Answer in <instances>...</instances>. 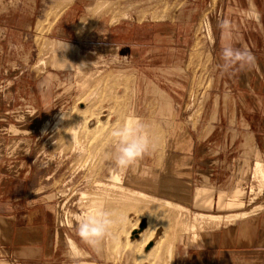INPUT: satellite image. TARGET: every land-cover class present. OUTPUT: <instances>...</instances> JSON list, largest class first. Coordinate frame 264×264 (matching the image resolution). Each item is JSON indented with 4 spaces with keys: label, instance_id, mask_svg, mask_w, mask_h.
Segmentation results:
<instances>
[{
    "label": "rangeland",
    "instance_id": "374dc122",
    "mask_svg": "<svg viewBox=\"0 0 264 264\" xmlns=\"http://www.w3.org/2000/svg\"><path fill=\"white\" fill-rule=\"evenodd\" d=\"M73 2L0 0V216L32 212L38 225L46 217L51 264H236L233 255L217 253L215 233L250 217L205 218L195 228L203 241L190 242L180 224L194 225L197 213L231 212L195 209L189 196L180 212L163 205L161 199L175 200L161 184L176 138L191 136L181 143L185 150L196 146L192 179L184 180L190 196L207 186L215 197L229 198L239 184L246 192L242 211L264 214V186L255 171L256 162L264 165V0ZM59 41L72 43L82 63V56L100 60L79 68L68 58V68L53 67ZM225 44L248 50L252 64L221 71ZM131 118L145 125L156 146L119 168L110 133ZM76 127L74 143L70 132ZM99 198L107 199L100 214L113 223L93 248L78 236L77 225L93 216ZM127 242L128 249L135 246L130 262L124 257ZM206 246L216 247L205 255ZM243 264H264V256H246Z\"/></svg>",
    "mask_w": 264,
    "mask_h": 264
},
{
    "label": "crops",
    "instance_id": "0c3cea01",
    "mask_svg": "<svg viewBox=\"0 0 264 264\" xmlns=\"http://www.w3.org/2000/svg\"><path fill=\"white\" fill-rule=\"evenodd\" d=\"M237 127L240 128L239 121ZM254 133L252 132L253 136H255ZM205 136L206 139L209 137L207 134ZM188 138L191 139V136ZM188 138L184 137L179 140L176 138L175 142H178V144L172 146L168 153L169 162H166L163 166L162 192L166 197H170V199L175 200V202L178 201L180 204H186L182 199L183 197L189 196L192 198L194 196V194L190 196L192 194L190 192L191 188L184 181L185 179H192L188 173L192 171L193 167V150L196 151L194 143H192V148L187 150L183 148L184 144L181 143L187 141ZM209 162L207 161L206 164H209ZM256 164L258 165V162ZM243 171L246 175L248 168L244 167ZM184 176H187V178ZM235 190L245 192L239 184L232 192ZM36 220L37 215L32 212H17L8 217L0 216V258L3 261H14L21 264H51L49 259L52 256V228L47 225L46 217L40 225L37 224ZM6 227L10 228L9 232H6ZM221 230L220 233H215L218 238L217 246L221 247L217 252L218 254L227 252V254L233 255L236 264H243L246 256L250 259L264 256V214L250 217L246 221H240L235 227H223ZM213 247L216 246L210 247V251L208 248L207 251L206 246L205 255L207 252L213 253ZM216 258L212 262L216 261Z\"/></svg>",
    "mask_w": 264,
    "mask_h": 264
},
{
    "label": "bare ground",
    "instance_id": "6f19581e",
    "mask_svg": "<svg viewBox=\"0 0 264 264\" xmlns=\"http://www.w3.org/2000/svg\"><path fill=\"white\" fill-rule=\"evenodd\" d=\"M72 2V1H71ZM125 17V16H124ZM126 18V17H125ZM60 42H62V41H59V45H58V47H59V49H60V51L58 50V54L56 53V55H54V64H55V66L53 65V67H56V66H60V67H62L63 68V66H64V68H68L67 66H66V64H67V59L69 58L72 62H78L77 64H80V66H79V68L80 67H82V65H84V64H86V63H88V64H86L85 66H87V65H90L89 63H91L92 64V62L94 61H92V60H90V59H85V62L86 63H82L81 62V59H80V55L78 54V49H76L75 47H73V45H72V43H67L66 42V44L68 45V47H67V49L66 50H61V45H60ZM107 48V47H106ZM111 49V48H110ZM113 49V48H112ZM112 49H111V52H113L112 51ZM105 50V49H104ZM115 50V49H114ZM99 52V51H98ZM101 53H103L102 51H100ZM115 52V51H114ZM106 53V52H105ZM108 53V52H107ZM110 53V52H109ZM104 54V53H103ZM66 57H65V56ZM103 56V55H102ZM66 59H65V58ZM99 57V56H98ZM102 59V58H101ZM83 60V59H82ZM95 60L97 61V59L95 58ZM98 60H100V59H98ZM105 61V60H104ZM83 62H84V60H83ZM41 63H43V62H41ZM100 63V62H99ZM102 63H103V61H102ZM53 64V63H52ZM63 64V65H62ZM44 65H45V63H44ZM73 66V65H72ZM74 67V66H73ZM78 67V66H77ZM91 67V66H90ZM83 68H84V66H83ZM72 70H73V68H72ZM82 70V69H81ZM78 71V70H77ZM89 71V70H88ZM84 72H85V70H84ZM83 72V73H84ZM92 72V71H91ZM88 75H89V73H87ZM87 74H85L86 76H87ZM80 75H82V72H81V74ZM88 77V76H87ZM87 79V78H86ZM88 81V80H87ZM84 82V81H83ZM88 83V82H87ZM82 87H83V85H82ZM57 117V116H56ZM55 117V118H56ZM110 117V116H109ZM62 119V118H61ZM131 119H133V118H131ZM134 120H136V121H139V120H137L136 118L134 119ZM57 124V123H56ZM88 125V128H90L89 127V124H87ZM48 127V126H47ZM87 128V127H86ZM85 128V129H86ZM47 129V128H46ZM74 129V128H73ZM72 129V132H70L71 133V138H72V140L74 141V143L77 141V139H78V129L79 128H75L74 130ZM89 130V129H88ZM87 129H86V131H88ZM72 141V142H73ZM78 143H79V141H78ZM77 143V144H78ZM79 145V144H78ZM257 163V162H256ZM261 164V165H260ZM256 175H257V177L259 176V179H260V181H261V183H260V185H263L264 186V168H263V165H262V163H259L258 162V165L256 164ZM120 175V174H119ZM255 175V174H254ZM204 176V175H203ZM206 176V175H205ZM204 176V177H205ZM111 178L113 179V180H115V181H119L120 183H121V181H120V178H119V176L116 174H112L111 173ZM255 178V177H254ZM111 179V180H112ZM208 182V176L207 177H205V183H207ZM203 183V182H202ZM112 187V186H111ZM237 187H239V186H237ZM116 188V187H115ZM243 188V187H242ZM113 189V188H112ZM122 189V188H121ZM124 189V188H123ZM239 189H241V188H239ZM262 189H263V187H262ZM261 189V190H262ZM121 191H123V190H121ZM252 192L254 191V190H251ZM263 191V190H262ZM109 192V191H108ZM259 192V191H258ZM125 193V192H124ZM231 193H233V192H231ZM230 193V194H231ZM244 191L243 190H235L234 191V193L233 194H235L233 197H231V199H230V197L228 198V195L227 194H224V193H221V194H218L217 195V197H215V193H214V191H213V187H207V186H203V187H199V188H196V190H195V193H194V196L192 197V199H189V200H192V203H193V205H194V207H195V209H198V210H202V211H205V212H211V211H213V209H216L218 212H231L230 214H226V215H210V214H208V215H206V214H203V213H197L196 214V216L194 217V225H192V224H189V225H186L185 226V223H182V224H180L178 227H180L181 225L182 226H184V228H183V231H185L186 232V230H187V232L186 233H189L190 234V236L189 237H187V239L188 240H190V242H193V243H195V242H197L198 243V240L199 239H201L200 238V235L198 234V232H196L197 230L195 229L197 226H196V224H199V223H197V222H201V220L203 221L205 218H209L211 221L213 220V221H215V220H221V219H225V220H227L228 222L229 221H236V220H240V219H246V218H248V217H251V216H253L254 214H252V211H246V212H243L242 210L243 209H245L244 207H245V200L246 199H242L245 195H244ZM173 194V193H172ZM246 194V193H245ZM84 195V194H83ZM87 195V194H86ZM107 195V194H106ZM130 195V194H129ZM110 196V195H109ZM188 197V196H187ZM107 198V197H106ZM141 198V197H140ZM100 200H98L97 202H101V204H95L96 206H91L92 208H93V210L91 211V214H93V215H99L100 214V212L102 211V209H104V206H105V204L107 203V199H105V198H103L104 199V201H103V199L101 200V198H99ZM128 199H129V197H128ZM131 199V198H130ZM108 200H110V199H108ZM155 200H157V198L155 199ZM160 200V199H159ZM162 201H163V205H165V202H168L167 204H168V206L169 207H173L174 209H178L180 212H182L183 210H185V208H183L182 206H181V204L180 203H177V202H173V201H169V200H165V199H161ZM184 200H188V198H185ZM252 200V199H251ZM256 200V199H255ZM95 201V200H94ZM120 201H122V200H120ZM128 201V200H127ZM257 201V200H256ZM129 202V201H128ZM159 201L157 200V203H158ZM161 202V201H160ZM159 202V203H160ZM249 202V201H248ZM94 203V202H93ZM130 203V202H129ZM158 203V204H159ZM254 203V202H253ZM120 204V203H119ZM123 204H125L124 202H123ZM127 204V203H126ZM125 204V205H126ZM133 204V203H132ZM252 204V203H251ZM103 205V206H102ZM108 205H109V203H108ZM107 205V206H108ZM115 205V204H114ZM130 206H131V204H129ZM184 205V204H183ZM250 205V204H249ZM261 205H263V204H261ZM111 206V205H110ZM120 206V205H119ZM129 206V207H130ZM134 206V205H133ZM127 207V206H126ZM263 207H264V205L261 207V206H259V211L260 210H263ZM172 208V209H173ZM108 209V208H107ZM113 209V208H112ZM124 209V208H123ZM126 210H127V208H125ZM124 209V210H125ZM130 209V208H129ZM134 209V208H133ZM153 209V208H152ZM173 209V210H174ZM89 210V209H88ZM147 210V209H146ZM103 211H105V210H103ZM107 211V210H106ZM115 211V210H114ZM130 211V210H129ZM257 211V210H256ZM256 211H255V213H256ZM109 212V211H108ZM254 212V211H253ZM258 212V211H257ZM104 213H106V212H104ZM112 213V212H111ZM123 213V212H122ZM84 214V213H83ZM90 214V213H89ZM79 215V214H78ZM86 215V214H85ZM123 215V214H122ZM64 216V215H63ZM62 216V217H63ZM109 216H110V214H109ZM65 217V216H64ZM83 217V216H82ZM88 217V216H87ZM122 217V216H121ZM120 217V218H121ZM126 217V216H125ZM148 217H151V216H148ZM200 218V221H199V218ZM84 218V217H83ZM186 218V217H185ZM82 219V218H81ZM154 219V218H153ZM152 219V220H153ZM160 219V218H159ZM177 219V218H176ZM114 220H117V219H114ZM187 220V219H186ZM186 220H183V221H186ZM206 220V219H205ZM224 220V222L226 223L227 221H225ZM181 221V220H180ZM182 221V222H183ZM222 221V220H221ZM62 222V221H61ZM151 222V221H150ZM177 222H179V221H177ZM188 221H186V223H187ZM220 222V221H219ZM63 223H65V222H63ZM123 223H125V222H122V224ZM216 223V222H215ZM222 223V222H221ZM126 224V223H125ZM184 224V225H183ZM230 224V223H229ZM64 225V224H63ZM152 225H154V229L155 228H157L159 225L156 223V222H152ZM178 225V224H177ZM232 225V224H231ZM126 226V225H125ZM147 226H149L150 227V224L149 225H147ZM129 227V226H128ZM139 228V227H138ZM182 228V227H181ZM187 228V229H186ZM124 229V228H123ZM131 229V228H130ZM184 229H186V230H184ZM201 229V228H200ZM121 230V229H120ZM155 231V230H154ZM189 231V232H188ZM188 235V234H187ZM65 236H67V234L65 235ZM112 236V235H111ZM202 236V235H201ZM114 240V239H113ZM200 241V240H199ZM201 241H203L202 239H201ZM67 242L69 243V245L71 246V248H73V249H76V245H75V241L72 239V238H70V236L67 238ZM132 242V241H131ZM108 243V242H107ZM112 243V242H111ZM114 243V242H113ZM115 244V243H114ZM164 244V243H163ZM112 245V244H111ZM129 245V242H127V249H128V246ZM135 245H136V243H135ZM171 245V244H170ZM115 246V245H114ZM135 247V246H134ZM133 247V248H134ZM109 248V247H108ZM115 248V247H114ZM133 248H131V249H126V256L124 255V257H125V259H127L129 262L130 261H132L133 259H134V257H133V255H135V254H133ZM82 249V248H81ZM120 249V248H119ZM118 249V250H119ZM136 249V248H135ZM84 251V250H83ZM172 246H170L169 247V249H168V253L167 254H169V257H171L172 256ZM119 252H120V250H119ZM119 252H117L118 254H120ZM161 252V251H160ZM80 254H81V252H79ZM141 254V253H140ZM156 254V253H155ZM84 255V254H83ZM86 255H88V256H90L89 254H86ZM116 255V254H115ZM121 255V254H120ZM160 255V254H159ZM122 256V255H121ZM140 257H141V255H140ZM143 257V256H142ZM157 257H159L158 255H157ZM117 258V257H116ZM160 258V257H159ZM172 258V257H171ZM113 259V258H112ZM139 260H141V258L139 259ZM151 260V259H150ZM124 262H126V261H124ZM139 262V261H138ZM141 263H142V261H140ZM155 262H156V259H155ZM85 263H87L86 261L84 262V264ZM92 263V262H91ZM0 264H6V263H4V262H0ZM95 264V263H94ZM130 264H131V262H130ZM157 264V263H156Z\"/></svg>",
    "mask_w": 264,
    "mask_h": 264
},
{
    "label": "clouds",
    "instance_id": "9594fccd",
    "mask_svg": "<svg viewBox=\"0 0 264 264\" xmlns=\"http://www.w3.org/2000/svg\"><path fill=\"white\" fill-rule=\"evenodd\" d=\"M227 22H225L226 24ZM224 27L225 25H220ZM61 50H66V42H60ZM222 63L218 67L227 72L233 67L239 66L244 69L252 64V54L241 48H235L231 44L222 45L220 50ZM145 125L134 119L126 120L122 125L114 128L110 135L115 141L114 162L119 168H127L135 164L150 149H155V144L147 135ZM113 221L108 218L107 213L85 217L77 225L78 236L89 246L96 248L105 236Z\"/></svg>",
    "mask_w": 264,
    "mask_h": 264
},
{
    "label": "water",
    "instance_id": "95a60500",
    "mask_svg": "<svg viewBox=\"0 0 264 264\" xmlns=\"http://www.w3.org/2000/svg\"><path fill=\"white\" fill-rule=\"evenodd\" d=\"M143 227H144V223H143V225L141 226V229H143Z\"/></svg>",
    "mask_w": 264,
    "mask_h": 264
}]
</instances>
